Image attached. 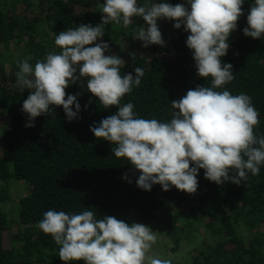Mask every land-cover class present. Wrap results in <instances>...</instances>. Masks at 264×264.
Instances as JSON below:
<instances>
[{
    "label": "trees",
    "instance_id": "trees-1",
    "mask_svg": "<svg viewBox=\"0 0 264 264\" xmlns=\"http://www.w3.org/2000/svg\"><path fill=\"white\" fill-rule=\"evenodd\" d=\"M103 2L0 0V53L14 54L9 68L0 60V264H64L59 259V246L37 227L38 222L49 209L76 214L85 208L98 218L111 215L123 221L133 212L139 223L161 226L172 251H177L181 242L195 238V225L207 220L203 225L208 236L192 248L185 261L172 264H264V165L259 175L249 173V179L240 186L210 182L201 169L195 194L174 186L163 191L158 184L144 191L135 183L139 172L125 158L112 153L115 145L89 131L94 122L118 111L117 106L104 109L80 82L65 90L68 94L81 93L79 119L67 121L62 107H56L55 118L40 116L34 127H25L27 116L20 109L28 91L16 86L18 62L32 57L29 63L34 66L50 51H60L54 45L55 34L81 24H99L98 3ZM153 2L176 4L186 0H137L139 6ZM253 3L244 0V15L230 34L229 50L221 60L231 63L234 72L233 81L224 87L233 95L252 97L259 112L254 131L260 135L264 134V35L253 39L242 32ZM173 23L159 20L166 44L147 48L133 39L134 32L146 26L142 18L134 17L127 27L114 23L105 26L101 39L109 43L111 54L125 61L121 73L134 74L135 67L144 69L141 85L121 99V105H135L138 118L166 122L171 118L172 100L197 85L210 86L211 78L195 74L192 52L185 44L188 33L183 26L173 28ZM125 173L131 183L122 179ZM12 182L27 188L11 208L15 209L14 216L11 209H4L10 201ZM12 227L11 245L6 247L4 233Z\"/></svg>",
    "mask_w": 264,
    "mask_h": 264
},
{
    "label": "clouds",
    "instance_id": "clouds-1",
    "mask_svg": "<svg viewBox=\"0 0 264 264\" xmlns=\"http://www.w3.org/2000/svg\"><path fill=\"white\" fill-rule=\"evenodd\" d=\"M243 3H98L99 24H81L55 34L54 45L60 51H50L34 66L29 63L32 57L18 62L16 86L22 92L28 91L20 109L27 116L25 127H34L40 116L55 118L56 107H62L67 121L79 119L81 93L68 94L65 90L80 82L104 109L117 106L118 111L94 122L89 131L95 138L114 144L111 151L115 157L125 158L139 172L135 181L138 188L150 191L158 184L163 191L174 186L178 191L195 194L201 169L210 182L240 186L249 179V173L259 175L264 165V134L254 131L259 125V112L252 97L233 95L224 87L233 81L234 72L233 65L222 63L221 58L227 54L230 34L244 15ZM134 17L142 18L146 25L133 36L145 48L166 44L159 20L173 21L175 29L183 26L196 76L211 78L210 86L197 85L180 99L172 100L171 118L166 122L138 118L131 102L121 105V99L141 85L144 69L135 67L134 74H122L125 61L111 54L109 43L101 38L106 25L127 27ZM246 21L243 35L260 39L264 35V0H254ZM122 179L128 180L127 173ZM85 209L76 214L49 209L38 222L37 227L59 246V259L64 264H172L170 258L150 254L158 239V232L150 226L129 224L111 215L98 218L95 212Z\"/></svg>",
    "mask_w": 264,
    "mask_h": 264
},
{
    "label": "rangeland",
    "instance_id": "rangeland-1",
    "mask_svg": "<svg viewBox=\"0 0 264 264\" xmlns=\"http://www.w3.org/2000/svg\"><path fill=\"white\" fill-rule=\"evenodd\" d=\"M162 35L165 32H161ZM138 51L144 53V51L140 48H136ZM14 55V54H13ZM12 55V57H13ZM12 57L7 54L0 53V60H3L5 63L6 68H9V65L11 63ZM10 193V201L4 205V209L8 212L13 207V205H16L17 200L21 197H23L27 193V188L24 184L19 182H12L11 187L9 189ZM186 209V208H184ZM15 210V209H14ZM11 209V216H14L15 211ZM186 213H188V210H185ZM126 223H139L137 219L134 217L133 212H129L127 217L125 218ZM207 220H204L203 223L195 225V232L193 235L195 238H191L189 241H183L180 243V247L176 251H172V245L170 244V240L167 238V236L164 233V229L157 225V224H148L152 228V230L158 232V239L157 242L153 245L151 253L152 255L159 256L162 258H170L172 262H182L185 261L188 253L192 251V248L197 246L200 242L203 241L208 236V233L204 227V223H206ZM15 229V227H12L11 230L6 231L4 233V243L6 247H10V234Z\"/></svg>",
    "mask_w": 264,
    "mask_h": 264
}]
</instances>
